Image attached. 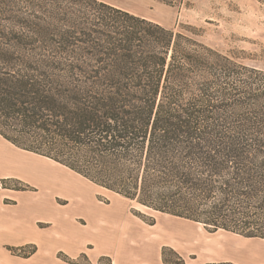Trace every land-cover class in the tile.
<instances>
[{
  "label": "trees",
  "instance_id": "trees-1",
  "mask_svg": "<svg viewBox=\"0 0 264 264\" xmlns=\"http://www.w3.org/2000/svg\"><path fill=\"white\" fill-rule=\"evenodd\" d=\"M0 136L148 210L264 240V68L194 32L102 0H0Z\"/></svg>",
  "mask_w": 264,
  "mask_h": 264
},
{
  "label": "rangeland",
  "instance_id": "rangeland-1",
  "mask_svg": "<svg viewBox=\"0 0 264 264\" xmlns=\"http://www.w3.org/2000/svg\"><path fill=\"white\" fill-rule=\"evenodd\" d=\"M127 1L136 8L133 12L143 17L158 21L170 29L182 30L188 34L194 32L198 34L200 41L225 53H236L244 58L245 63L264 68V0ZM12 148L18 154L27 156L28 162L36 168L61 177L65 194L57 198L59 205L64 206L69 202L77 205L80 204L78 201L96 200L114 208V214L122 215H114L110 223L112 246L114 249L119 247L127 250L116 256L121 263H204L207 254L217 249L218 258L222 253L233 254L236 258L235 262L218 264H264V240L248 239L223 230L210 233L202 224L148 210L136 202L106 191L51 159L30 152L24 153V150L17 147ZM23 174L30 181L0 175V202H5L13 210L21 209L22 202L32 205L28 209L31 218H20L17 226L32 230L33 239L44 247L55 249L53 245H59L67 249L60 223L52 225L38 222L39 219L50 217L48 211L36 208L35 203L48 201L40 188L51 189V181H44L39 175ZM58 204L55 205L60 208ZM73 205L69 204L70 207ZM130 227L136 228L135 233L131 232ZM38 229H43L44 234L37 236L35 232ZM35 246L37 247L36 244L27 245L21 251L11 247L8 250L21 257ZM192 253L200 255L193 256ZM56 256L68 264H92L87 255L74 259L64 252H58ZM197 257L199 260H195ZM98 264H112V259L102 258Z\"/></svg>",
  "mask_w": 264,
  "mask_h": 264
},
{
  "label": "crops",
  "instance_id": "crops-1",
  "mask_svg": "<svg viewBox=\"0 0 264 264\" xmlns=\"http://www.w3.org/2000/svg\"><path fill=\"white\" fill-rule=\"evenodd\" d=\"M102 1L140 15L133 12L136 8L127 0ZM155 22L161 24L158 21ZM2 139L4 138L0 136V175L7 178L17 177L29 180L27 178L28 176L26 177V175L23 174L28 173L32 176L39 175L44 181H51V185H53L51 189L43 190L40 188L45 192L46 200L50 201L49 204L48 201L35 203L36 208L48 211L50 217L39 219L38 222L45 224L51 223L52 225H54L55 222L60 223L62 225V234L67 241L65 244L68 248L66 249L59 245H53L55 249L44 247L37 240L33 239L32 230L29 231L21 225L17 226V222L20 218H31L28 209H31V207H33L32 205L30 206L26 202H22L21 209L13 210L10 209L9 205L5 202H0V264H68L57 258L56 255L58 252H64L74 259L81 255H87L92 264H98L102 258L106 257L112 259V264H151L121 263L120 260L116 258L117 255H122L126 253L127 250L119 247L114 249L112 246L113 241L110 223L114 215L122 217L121 214L113 213L114 208L98 203L96 200L89 202L78 201L80 204L77 205H73V202H69L64 206L59 205L56 202L57 198H61V196L65 194L61 177L57 174H49L42 169L36 168L31 162H28L29 159L27 156L25 157L18 154L12 148V146L15 147L13 144ZM23 152L30 154L26 151ZM55 204H58L60 208ZM69 204H72L73 207H70ZM81 221L86 224H83ZM130 228L132 230L131 232L135 233L136 228ZM42 230L43 229L36 230L35 234L37 236L43 235L44 233H42ZM30 244H36L38 250L34 255L27 258L15 256L8 250L9 247L22 248ZM217 251V249H214L211 253L207 254V260L204 263L197 262L191 264H218L221 262L236 261L235 255L233 254L222 253L220 258L216 257L218 256ZM192 254L193 256L200 255L197 253ZM195 260H199V258L197 257Z\"/></svg>",
  "mask_w": 264,
  "mask_h": 264
}]
</instances>
